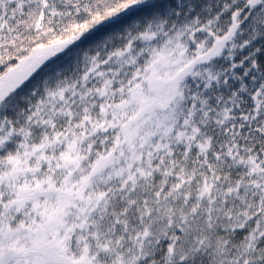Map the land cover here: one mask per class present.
<instances>
[{"label": "snow or ice", "instance_id": "1", "mask_svg": "<svg viewBox=\"0 0 264 264\" xmlns=\"http://www.w3.org/2000/svg\"><path fill=\"white\" fill-rule=\"evenodd\" d=\"M0 264H264V0H0Z\"/></svg>", "mask_w": 264, "mask_h": 264}]
</instances>
